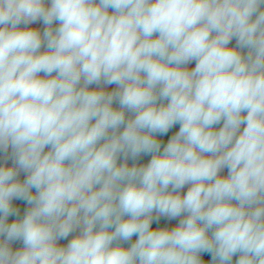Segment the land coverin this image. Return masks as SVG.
I'll return each instance as SVG.
<instances>
[{
  "label": "clouds",
  "instance_id": "obj_1",
  "mask_svg": "<svg viewBox=\"0 0 264 264\" xmlns=\"http://www.w3.org/2000/svg\"><path fill=\"white\" fill-rule=\"evenodd\" d=\"M9 149L0 264H264V0H0Z\"/></svg>",
  "mask_w": 264,
  "mask_h": 264
},
{
  "label": "crops",
  "instance_id": "obj_2",
  "mask_svg": "<svg viewBox=\"0 0 264 264\" xmlns=\"http://www.w3.org/2000/svg\"><path fill=\"white\" fill-rule=\"evenodd\" d=\"M29 27L39 28L41 31H43L44 25H43L42 21H38V22H37L36 24H34V25H29ZM230 46H235V40H233V41L231 42ZM43 50H44V49L42 48L41 51H43ZM245 52H246V50H245ZM187 67H188L189 69L194 68V67H195V62L190 63L189 65H187ZM41 75H43V73H41ZM102 86L105 87V88H106L107 90H109V91H111L112 89L115 88V85H102ZM93 87H95V85H93ZM114 106H117V107H118V105H114ZM221 126H222V122H221V124H219V125H215L214 127L219 128V127H221ZM242 127H243V126H242ZM178 130H179V125H176V126H174V127L168 132L167 135H165V136H160V137H158V138L161 139V140L163 141V143L166 144V143H167V140H168L173 134H175V132H177ZM46 150H47V149H46ZM9 155H11V149H9V150H8V153H6V154H5V153H0V163H4V162L6 161V157L9 156ZM150 158H151L150 155H142L137 161L129 160L128 163H129V165H131V164H133V163H137V164H146V163L150 160ZM7 162H8L9 164L11 163L10 161H7ZM121 162H122V161H121ZM227 172H228V170L225 168V169L222 170L221 175H227ZM25 175H26L25 173H21L20 176H19V179L23 180V179L25 178ZM188 187H189V185H186L185 188L181 190L182 193H186ZM13 204H14L15 207H17V208L19 209L20 216H23L25 210H26L27 207H28V205L26 204V202H24V201H13ZM14 219H16L15 216L9 217V222H11V221L14 220ZM178 222H179V218L174 219V220H168V219L165 218V217H161L160 220H159V222H155V221L153 222L152 227H153V228L164 227V226L173 227V226H175ZM73 235H75V233H74ZM71 238H72V237L69 236L68 239L70 240ZM136 238H137L136 236H133V237H132V240L129 241V242H127V243H125L124 246H125V247L130 246V243L134 242V241L136 240ZM67 242H68L67 240H61V241H59V243H60L61 245H66ZM12 247H13L14 249H16V248H21V247H23V245H22V242L17 241V242H13ZM201 257H202L203 260H205V261L207 262V264H210V262H211V255H210L209 253H202V254H201ZM237 258H238V256H237V257H233V264H234V262H235V260H236Z\"/></svg>",
  "mask_w": 264,
  "mask_h": 264
}]
</instances>
